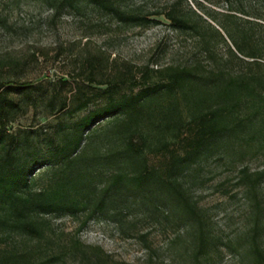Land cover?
Returning <instances> with one entry per match:
<instances>
[{
    "label": "trees",
    "instance_id": "obj_1",
    "mask_svg": "<svg viewBox=\"0 0 264 264\" xmlns=\"http://www.w3.org/2000/svg\"><path fill=\"white\" fill-rule=\"evenodd\" d=\"M123 1L42 2L52 17L89 6L127 26L157 22L148 16L159 14L156 11L144 13ZM224 4L233 13L220 14L217 25L232 47L227 45L229 58L246 62V70L204 71L198 60L158 68L143 65L136 71L123 64L121 70L97 79L96 72L101 67L110 69L113 62L97 52L84 55L79 71L66 77L24 82L0 79V240L12 234L41 238L46 216L77 213H83L84 218L103 217L115 223L122 236H129L126 213L130 203L146 209L164 196L176 200L200 224L177 174L216 146L227 144L228 139L247 143L245 131L249 128L264 154V126L254 128L255 123L264 121V1H249L246 7L240 1ZM164 15L172 27L197 31L196 22L187 20L173 6ZM28 110L35 120L50 116L75 119L12 129V123ZM98 132L107 142L101 158L85 154L88 142ZM181 142L185 149L172 153L165 176H159L148 164V154L170 150ZM40 167H45L47 175L43 185L35 188L32 173ZM240 172L245 188L254 194L264 170L248 172L244 167ZM198 227L196 259L208 246L205 230L201 224ZM257 231L254 220L247 252L254 264H264ZM69 246L75 252L87 247L77 238H72ZM88 248L103 260L109 259L98 247ZM145 248L149 250L147 245ZM31 253V249L11 247L0 253V264H33Z\"/></svg>",
    "mask_w": 264,
    "mask_h": 264
},
{
    "label": "rangeland",
    "instance_id": "obj_2",
    "mask_svg": "<svg viewBox=\"0 0 264 264\" xmlns=\"http://www.w3.org/2000/svg\"><path fill=\"white\" fill-rule=\"evenodd\" d=\"M42 1L0 0V79L24 82L74 74L79 71L84 55L97 52L113 59L110 69L101 67L96 72L97 79L121 70L123 64L136 71L143 65L158 68L188 65L198 60L204 71L246 70V62L229 58L227 45H231L217 21L222 19L220 14L233 13L224 1H240L246 7L249 1L264 0H124L144 13H159L148 15L157 22L147 26L117 23L89 6L52 17ZM172 6L187 20L196 22L197 31L172 27L164 15ZM190 9L201 19L191 14ZM122 91L128 93L127 89ZM71 119L75 117L35 120L28 110L12 123V129ZM262 126L264 121L255 123L254 128ZM252 129L245 131L247 143L228 139L227 144L216 146L177 174V180L195 205L208 240L206 251L197 259L194 253L200 224L176 200L166 196L146 209L130 203L126 213V221L131 225L129 236H122L115 223L100 216L49 215L45 217L47 226L41 238L12 234L0 240V253L11 247L31 249L33 264H254L247 252V236L257 220L258 242L264 250V172L253 196L239 178L244 167L248 172L264 170L263 150L258 147ZM106 146L98 132L88 142L85 154L101 158ZM183 146L184 142L176 143L170 150L148 154V164L164 177L170 156L176 150L181 153ZM32 175L33 187L37 188L43 185L47 172L45 167H40ZM255 204L258 206L254 208ZM72 238L87 247L75 252L69 246ZM88 247H98L109 259L103 260ZM54 254L59 257L47 258Z\"/></svg>",
    "mask_w": 264,
    "mask_h": 264
}]
</instances>
